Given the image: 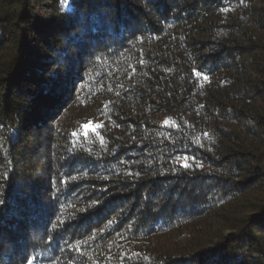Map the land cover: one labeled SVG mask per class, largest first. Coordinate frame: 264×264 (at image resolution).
<instances>
[{
    "label": "trees",
    "instance_id": "16d2710c",
    "mask_svg": "<svg viewBox=\"0 0 264 264\" xmlns=\"http://www.w3.org/2000/svg\"><path fill=\"white\" fill-rule=\"evenodd\" d=\"M30 260L264 264V0H0V264Z\"/></svg>",
    "mask_w": 264,
    "mask_h": 264
},
{
    "label": "snow or ice",
    "instance_id": "6c2138e0",
    "mask_svg": "<svg viewBox=\"0 0 264 264\" xmlns=\"http://www.w3.org/2000/svg\"><path fill=\"white\" fill-rule=\"evenodd\" d=\"M65 2H67V0H65ZM193 75H199V73L194 70ZM98 127H100V125H95L93 127L91 124H89V125H85L84 126L86 133H87L88 130L95 131V128H98ZM73 135H75V133ZM185 167H187V165H185ZM29 264H33V262L30 260L29 261Z\"/></svg>",
    "mask_w": 264,
    "mask_h": 264
}]
</instances>
